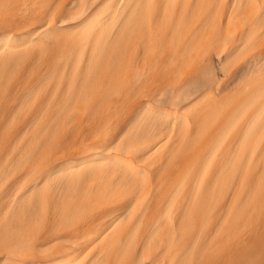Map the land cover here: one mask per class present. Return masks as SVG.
I'll return each instance as SVG.
<instances>
[{"label": "bare ground", "instance_id": "bare-ground-1", "mask_svg": "<svg viewBox=\"0 0 264 264\" xmlns=\"http://www.w3.org/2000/svg\"><path fill=\"white\" fill-rule=\"evenodd\" d=\"M0 264H264V0H0Z\"/></svg>", "mask_w": 264, "mask_h": 264}, {"label": "rangeland", "instance_id": "rangeland-1", "mask_svg": "<svg viewBox=\"0 0 264 264\" xmlns=\"http://www.w3.org/2000/svg\"><path fill=\"white\" fill-rule=\"evenodd\" d=\"M41 260H39V262H40Z\"/></svg>", "mask_w": 264, "mask_h": 264}]
</instances>
